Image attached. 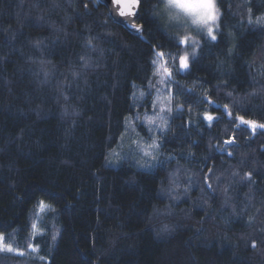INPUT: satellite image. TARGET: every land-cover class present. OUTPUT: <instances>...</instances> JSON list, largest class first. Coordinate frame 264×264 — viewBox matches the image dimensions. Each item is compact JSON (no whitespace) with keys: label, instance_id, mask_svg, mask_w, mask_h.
Wrapping results in <instances>:
<instances>
[{"label":"trees","instance_id":"obj_1","mask_svg":"<svg viewBox=\"0 0 264 264\" xmlns=\"http://www.w3.org/2000/svg\"><path fill=\"white\" fill-rule=\"evenodd\" d=\"M156 3L144 0L136 21L144 25L143 33L134 35L108 19L107 8L95 0H0V234L12 235L16 251L30 255V243L39 249L32 258L0 254V264H264V180L251 190L233 181L227 204L222 191L233 170L264 176V134L237 128L226 113L213 127L203 121L204 112L219 117L227 103L234 116L264 122V93L247 96L264 86V27L249 24L264 17V0H222L224 35L215 45L205 39L186 49L170 47V38L184 34L165 24L163 11L152 16ZM90 36L98 37L97 51L84 47ZM37 38L44 41L39 49L30 43ZM154 45H162L168 65L177 68L179 55L188 53L190 70L174 77L186 95L175 96L173 108L187 99L191 110L185 105L176 119L165 113L169 129L160 159H175L148 169L137 163L147 158L122 155L120 144L133 127L150 140L140 120L128 121L125 131V117L153 112ZM228 48H234L233 55ZM81 55L99 66L86 70L65 100L58 81L72 80ZM40 59L50 60L54 71L47 84L41 83L42 73L34 74ZM215 105L219 110L213 111ZM152 135L162 134L153 127ZM232 136L237 149L227 158L216 147ZM112 152L123 159L109 163ZM209 167L217 191L205 203L201 188ZM169 173L180 185L179 200L168 196ZM189 179L192 187L185 195ZM40 201L54 211L37 219ZM249 216H255L251 225ZM33 222L43 236L33 239Z\"/></svg>","mask_w":264,"mask_h":264},{"label":"snow or ice","instance_id":"obj_2","mask_svg":"<svg viewBox=\"0 0 264 264\" xmlns=\"http://www.w3.org/2000/svg\"><path fill=\"white\" fill-rule=\"evenodd\" d=\"M89 2H92V0H89ZM95 3L97 5L100 4V0H95ZM105 3L107 4V11H108V19L112 20L117 25H122L123 27L133 30L136 34L141 35L143 33V24H137L135 21L140 18V13L144 11L145 4L144 0H105ZM222 0H157V3L152 5L151 8V14L153 17H156L160 14V11L167 12L169 21L176 22L185 33H187L190 29H195V35H198L200 37L199 40H193L191 36L185 34L183 36H179L175 39L170 38V47L175 48H187L188 42L192 40L193 45H199L202 40L207 39L209 42L215 43L218 42V38L222 37L224 35L223 29L225 27L223 23V11L221 7ZM36 7H39L40 5L37 3L35 5ZM85 8V15L90 14L88 12V3H84ZM148 13L145 12V15ZM43 17L37 18V20H42ZM107 21H105V24ZM256 23L257 25H260L261 27H264V17H257L256 21H252L249 19V24ZM37 27L42 28V24H37ZM87 27V26H86ZM57 31H59L57 29ZM111 35V33H108ZM20 34L14 33L13 39L18 38ZM78 35V34H77ZM230 35V34H229ZM98 37L90 36L85 39L84 41V47L88 49L89 51H97L98 45L94 43ZM30 43L33 44V47L39 49L41 45L44 44V41L42 38H37L34 41H30ZM47 47V45H45ZM101 52V55L103 54V49L99 50ZM153 52L155 55V58L151 61L153 65V71H152V77H158L157 83L161 85V88L157 89L158 93H161V89L163 87H167V95H164L161 98V95H158L156 99L153 101V104L151 107L153 109L156 108L157 103L159 102L160 107L158 112L155 113L154 116H148L147 113H145L146 117V124L148 125L147 131L149 133V139L151 140V143H145V142H136V150L139 152H142L143 157L147 158L146 160H138L137 163L140 165L141 168H148L152 169L155 168L158 164L163 165L167 161H171L175 159L174 156H167L164 158V160L160 159L161 153L159 152V149L162 147V140L163 136L167 135V131L169 129V119L162 115L163 113H168L172 119H176L180 115V111L184 108L185 105H189V110H191V102L187 99H185L182 103L175 104V110L173 108V100L175 96H185L186 93L183 92L182 87L179 85L177 81L174 80L175 75L180 73H185L190 70L191 64L189 61V55L185 51L183 54L179 55L178 57V68L174 65L169 66L167 63V57L165 51H163V46H153ZM228 54L233 55L234 54V48H228ZM196 52L195 48L193 49L192 56L195 57ZM173 60H176V57H172ZM31 60V58H29ZM80 60L82 63L79 65V71H72L71 76L72 80H67L65 78L64 82L58 81L57 84V91L60 95L64 97L65 100L68 99V96L65 95V92L72 87L73 83L76 84L77 88L80 87L79 85V79L82 77L83 73L91 68L98 67L99 62L98 60H94L93 57L90 55H81ZM163 61V63H161ZM33 63H37L36 60H32ZM40 67L37 72L34 74L39 76L41 73L44 76V80L41 81V83L47 84L49 83L50 77L54 75L53 69H49L48 65L51 64L50 60H44L40 59L38 61ZM55 66H53L54 68ZM227 81H225V84ZM84 84L87 85L88 81L87 79H84ZM173 84H175L176 91L173 92ZM154 87L152 84V80H148V89L151 90V88ZM133 88L136 89V85H133ZM190 91V90H189ZM261 93H264V86H261L260 89H255L254 91L247 93L248 97H255L257 95H260ZM133 98L136 96V92L133 91L132 93ZM228 96L232 95V92H227ZM140 97H145V92L140 91ZM204 100L207 101L209 105H213V101L208 98L207 95H205ZM200 102V101H197ZM220 106L215 105L213 108V111L219 110ZM67 110H65L66 112ZM227 114V117L229 120L232 121L233 124L237 128L240 126H247L248 129L251 130V133L253 136L257 134V130H261V134H264V122H260L255 119H246L245 115H235L233 114V111L230 110L229 105L226 103L223 106V111L221 112V115L219 117L214 116L210 114L209 112L203 113V121L208 122V127H213L215 123L219 122L220 119L223 118L224 114ZM141 118L139 115L136 117L127 116L125 117L126 122L136 120L139 121ZM159 121V122H158ZM239 122L238 124L236 122ZM188 123H192V121H189ZM197 124H199V121H196ZM162 134L161 137L156 138L152 135L153 133V127ZM128 130V124L125 125V131ZM132 131H137L136 127L132 128ZM237 149V143H236V137L232 136L230 138H226L223 141V144L216 147V151L219 153H226L227 158H233L235 156ZM192 156V153L189 152L188 156L185 157V159H188ZM115 157L116 159H123V157H120L117 153H110L109 157H106V160H108L109 163L114 162L112 159ZM215 160V156H208L205 158ZM149 161H153L155 163H150ZM240 163H243V160L240 161ZM204 167H207V164L204 165ZM179 169H177V172ZM214 173V167H209L207 174L203 177V187L201 188L202 193H205V203H207L208 199H211L215 196V193L217 189L213 186L212 182V175ZM175 176V173H169V183L172 185L167 189L168 196L172 200H179V195H176L177 189L180 187V185L176 182L173 177ZM229 184H225L222 191L225 196V204L229 202L231 197L228 196L229 188L231 183L237 182L241 184H247L250 188V190L258 183L259 180H264V176H262L260 173H258L255 170H250L247 172H244L241 174L239 171L233 170L231 172V176L228 178ZM216 180H219V177H216ZM191 180L189 179V184L184 188V194L186 195L189 191H191ZM163 187L161 191H163ZM54 211V209L51 208L50 205H46L44 201H40L39 203V211L44 212L45 210ZM154 211H158V209H154ZM235 211V209H234ZM257 212H259V209H257ZM255 222V216H249L248 224L251 225ZM164 230H167L165 228ZM198 232L202 231V229H198ZM264 231V229H262ZM31 232L32 237L35 239L37 236H43L44 233L37 230V224L36 222H33L31 224ZM12 235H9L7 238L5 235L0 234V254H12L14 253L17 256L23 257L25 253L23 251H15L12 246ZM56 239V235H52V240ZM28 247L31 249L32 252H38L39 249L34 244H29ZM251 247L253 249L257 248L256 241H251ZM43 259V257H40Z\"/></svg>","mask_w":264,"mask_h":264},{"label":"rangeland","instance_id":"obj_3","mask_svg":"<svg viewBox=\"0 0 264 264\" xmlns=\"http://www.w3.org/2000/svg\"><path fill=\"white\" fill-rule=\"evenodd\" d=\"M164 14H165V17H163V19H164V22H165V24L166 25H171V27L173 28V29H175V30H179L181 33H183L184 35L185 34H187V35H189V36H191L192 37V39L194 40V36H198V35H195L194 33H195V29H190L187 33H185L184 32V30L176 23V22H174V21H172V22H170L169 21V17H168V14H167V12H163ZM192 31V32H191ZM188 43H191V44H193V42H192V40H190ZM195 47V46H194ZM193 48V47H192ZM162 63V62H161ZM156 78V82H157V80L159 79L158 77H155ZM158 84V83H157ZM158 86L161 88V85L160 84H158ZM158 86H156L155 88H156V94H155V97H154V100L156 99V97L158 96V95H161V98L164 96V95H167V87L165 86V87H163L162 89H161V93H158L157 92V89L159 88ZM154 88V89H155ZM154 93H155V90H154ZM153 104V103H152ZM159 107H160V104H159V102L157 103V105H156V108H155V111H157L158 112V110H159ZM147 115L148 116H154V109H153V112H149V113H147ZM162 115H164L165 117H166V115H165V113H163ZM140 121L142 122V124L144 125H146L145 126V129L147 130V128H148V125L146 124V117H145V114H142V116H140ZM126 123H128V121L126 122ZM152 127H155V126H152ZM127 134H128V136H126V137H124V139L122 140V142H121V144H120V146H121V150H122V155H124L125 153H127L128 155L130 154V155H133V156H136V157H140V158H142L143 157V154H142V152H139V151H137L136 150V142H145V143H151V140H146V139H142V138H140L139 137V135H137V134H135L133 131H132V129L130 130V131H128L127 132ZM114 153H117V152H114ZM121 156V155H120ZM115 158V157H114ZM144 158V157H143ZM47 211V209L44 211V212H40L39 210H38V214H37V219H39L45 212ZM29 250L31 251V249L29 248ZM16 250L14 249V252H15ZM36 253L37 252H32L31 251V254L30 255H27V254H25V255H27V256H29V257H31L32 258V256L33 257H36ZM13 255H15L14 253H12Z\"/></svg>","mask_w":264,"mask_h":264},{"label":"water","instance_id":"obj_4","mask_svg":"<svg viewBox=\"0 0 264 264\" xmlns=\"http://www.w3.org/2000/svg\"><path fill=\"white\" fill-rule=\"evenodd\" d=\"M100 3H102L106 8H107V4L105 3V0H100ZM137 21V20H136ZM135 21V22H136ZM137 23V22H136ZM138 25H139V23H137ZM122 26V25H121ZM125 28V27H124ZM126 30H128L129 32H131L132 34H134V35H138V34H136L133 30H130V29H127V28H125Z\"/></svg>","mask_w":264,"mask_h":264}]
</instances>
